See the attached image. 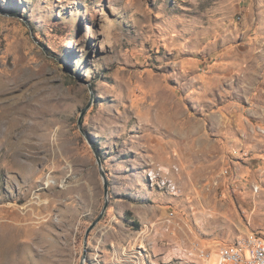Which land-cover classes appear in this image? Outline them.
I'll return each instance as SVG.
<instances>
[{"label":"rangeland","instance_id":"rangeland-1","mask_svg":"<svg viewBox=\"0 0 264 264\" xmlns=\"http://www.w3.org/2000/svg\"><path fill=\"white\" fill-rule=\"evenodd\" d=\"M249 233L264 0H0V264L215 263Z\"/></svg>","mask_w":264,"mask_h":264},{"label":"built area","instance_id":"built-area-1","mask_svg":"<svg viewBox=\"0 0 264 264\" xmlns=\"http://www.w3.org/2000/svg\"><path fill=\"white\" fill-rule=\"evenodd\" d=\"M201 253L203 264H264V237L249 233L228 245H219V252Z\"/></svg>","mask_w":264,"mask_h":264},{"label":"water","instance_id":"water-1","mask_svg":"<svg viewBox=\"0 0 264 264\" xmlns=\"http://www.w3.org/2000/svg\"><path fill=\"white\" fill-rule=\"evenodd\" d=\"M94 155H95V159H96V162H97V167H98V171H99V174L103 180V190H104V196L106 198L105 200V204H104V207L102 209V212L100 213V215L90 224V226L88 227V231H86L85 233V236H84V241H83V245L84 247L87 246V237L89 235V233L92 231V229L96 226V224L101 220L103 214L105 213V210L107 208V195H108V185H107V179H106V176H105V173L103 172L102 170V165H101V162H100V159H99V156L97 154V152L94 151ZM85 262V254H83V257L80 261V264H84Z\"/></svg>","mask_w":264,"mask_h":264},{"label":"bare ground","instance_id":"bare-ground-1","mask_svg":"<svg viewBox=\"0 0 264 264\" xmlns=\"http://www.w3.org/2000/svg\"><path fill=\"white\" fill-rule=\"evenodd\" d=\"M216 249H217V252H219V246ZM208 251H210V250H208Z\"/></svg>","mask_w":264,"mask_h":264}]
</instances>
